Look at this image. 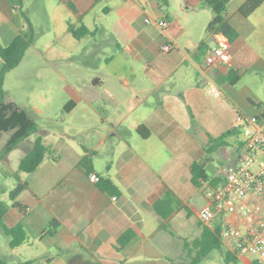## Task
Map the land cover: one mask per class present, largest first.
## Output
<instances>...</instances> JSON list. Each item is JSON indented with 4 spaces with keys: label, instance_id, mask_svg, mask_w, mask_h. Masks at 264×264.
Returning a JSON list of instances; mask_svg holds the SVG:
<instances>
[{
    "label": "crops",
    "instance_id": "1",
    "mask_svg": "<svg viewBox=\"0 0 264 264\" xmlns=\"http://www.w3.org/2000/svg\"><path fill=\"white\" fill-rule=\"evenodd\" d=\"M59 1L77 24L67 20L72 37L68 26L84 24L92 33L75 39L91 38L92 44L107 43L114 50L106 57L109 71L82 91H73L67 101L68 113H77L79 121L93 119L96 126L89 132L94 143L79 142L72 138L78 132L66 128L36 136L48 150L27 173L28 185L15 199L22 208L13 207L12 201L3 216L8 226L20 222L25 237L15 247L8 245L10 255L1 257L8 264L187 262L182 238L191 241L202 232L193 202L200 193L191 183L190 165L204 156L210 137L232 130L243 114L244 94L225 80L229 71L264 69V13H255L264 3L247 16L238 10L244 0L226 9L225 18L237 36L230 41L229 60L207 67L204 50L216 42L217 33L207 30L213 12L202 0ZM98 2L103 3L102 15L96 10ZM147 17L164 18L178 30H161L146 22ZM167 38L174 46L165 53L161 45ZM139 126L144 128L138 131ZM226 140L232 146L237 134ZM84 155L92 171L111 178L117 194L108 195L88 180L78 165ZM96 157L104 172L93 166ZM166 188L180 206L160 220L153 203ZM202 200L203 205L204 195ZM183 207L193 211L200 230L187 222ZM127 229L134 235L119 247L117 239ZM221 248L223 255L229 251L224 244ZM232 254L233 264H256Z\"/></svg>",
    "mask_w": 264,
    "mask_h": 264
},
{
    "label": "rangeland",
    "instance_id": "2",
    "mask_svg": "<svg viewBox=\"0 0 264 264\" xmlns=\"http://www.w3.org/2000/svg\"><path fill=\"white\" fill-rule=\"evenodd\" d=\"M238 2L240 0H230L226 5L227 11H231ZM102 6L103 3L98 2L96 10H99L100 15ZM262 7L255 13H264ZM0 15L2 46L19 31L28 32L31 39L19 64L4 74L3 101H13L25 109L40 128V131L30 134L7 154L2 153V148L9 133L0 135V202L10 204V193L19 181L15 173H19L20 181H26L28 176L25 172H18L19 162L32 149L39 133L66 128L78 132L72 138L79 142H85L89 146L94 143V137L89 132V129L96 126L93 119L79 121L77 113L69 114L66 105L73 96V91H82L85 86L92 85L93 78L101 77L109 71L106 57L114 50L107 43L92 44L91 38L84 41L73 38L67 32V20L75 23L74 17L70 9L59 0H1ZM225 80L244 94L246 106L241 115H256L264 111V69L247 70L234 82H231L229 76ZM223 151L230 152V144L211 154V160L206 165L209 175L217 174L225 162ZM93 166L100 172L105 170L100 157L94 159ZM206 183L198 187L200 197L193 199L197 208L203 203ZM181 213L189 224L201 229V224L191 209L183 207ZM8 239L0 226V256L11 253ZM193 253L192 251L191 255ZM245 256L252 260L255 258L254 253ZM183 257L186 261L190 260L187 250L183 251ZM198 264L233 263H227L222 248H217L201 258Z\"/></svg>",
    "mask_w": 264,
    "mask_h": 264
},
{
    "label": "trees",
    "instance_id": "3",
    "mask_svg": "<svg viewBox=\"0 0 264 264\" xmlns=\"http://www.w3.org/2000/svg\"><path fill=\"white\" fill-rule=\"evenodd\" d=\"M229 1L230 0H202V2L207 4L213 12V17L207 25V30L219 31L224 34L229 41H232L237 36V33L225 18L226 5ZM262 3H264V0H244L238 10L242 15L247 16ZM69 6L72 7L71 4H69ZM23 16L26 20L25 15ZM68 29L73 37L77 39L92 33V31H90L84 24H80L75 28L69 25ZM168 30L171 34H174L177 32L178 27L173 23ZM30 42L31 39L28 32L19 31L6 45L2 46L0 44V135L2 133H9L2 148L3 154H7L19 142L38 130L37 123L25 109L21 108L13 101H3L5 93L3 89L4 74L19 64L26 49L30 45ZM227 76L230 77L231 82H234L240 78L241 72L238 68H232ZM66 108L68 110L67 105ZM262 115L264 116V111L262 112ZM142 128L144 127L139 126L137 130L141 131ZM232 133L237 134V129L229 130L218 137H210L204 147V156L191 163L190 180L194 186L200 187L203 182H207L212 186H217L220 183V178L217 174L209 175L207 173L206 165L211 160V154L213 152L228 144L226 138ZM142 135L146 136L147 134ZM47 150L48 147L44 144L42 139L36 137L32 149L20 160L17 169L18 172L29 173L34 171L42 161ZM78 165L84 168L86 173L93 169L92 162L86 155L79 160ZM15 175L19 181L10 193V198L13 201L12 206L21 209L22 205L15 201V199L27 187L28 183L27 181H20L19 173L16 172ZM99 177V181L95 184L101 191L108 195L117 194L119 192L117 186L108 175L99 174ZM179 206V199L169 188H166L163 196L153 203V209L160 220L167 218L173 210ZM6 209L7 205L0 202V226L4 233L9 237L8 245L10 247H15L24 240L25 233L20 222L12 226L5 224L3 216ZM52 224H54V220L51 221V225ZM217 230L218 229L212 230L207 225L202 224V232L199 237L191 241L182 238L183 248L190 253V260L179 264H198L201 258L205 257L213 249L221 248L222 243L216 233ZM133 235L134 233L131 229L125 230L117 239L118 246H124L131 240ZM192 251L194 253L191 255ZM223 257L227 263L235 262L236 260L235 256L227 250L224 252ZM0 264H8V262L0 256Z\"/></svg>",
    "mask_w": 264,
    "mask_h": 264
},
{
    "label": "built area",
    "instance_id": "4",
    "mask_svg": "<svg viewBox=\"0 0 264 264\" xmlns=\"http://www.w3.org/2000/svg\"><path fill=\"white\" fill-rule=\"evenodd\" d=\"M161 30L169 27L164 18L151 20ZM216 42L204 50V64L217 66L229 60V39L217 31ZM174 44L170 38L161 45L169 52ZM232 130L237 141L225 151V162L217 173L220 183H206V203L196 210L198 220L217 235L222 244L236 255L254 253V261L264 264V116L238 115ZM90 182L99 181V174L89 171Z\"/></svg>",
    "mask_w": 264,
    "mask_h": 264
}]
</instances>
